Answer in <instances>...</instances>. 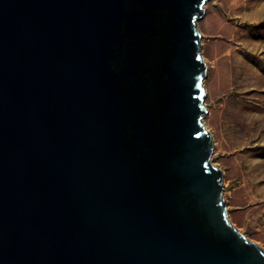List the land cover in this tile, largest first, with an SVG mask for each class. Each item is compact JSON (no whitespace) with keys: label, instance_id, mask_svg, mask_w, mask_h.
<instances>
[{"label":"water","instance_id":"water-1","mask_svg":"<svg viewBox=\"0 0 264 264\" xmlns=\"http://www.w3.org/2000/svg\"><path fill=\"white\" fill-rule=\"evenodd\" d=\"M209 0H0V264H264L203 118Z\"/></svg>","mask_w":264,"mask_h":264},{"label":"rangeland","instance_id":"rangeland-1","mask_svg":"<svg viewBox=\"0 0 264 264\" xmlns=\"http://www.w3.org/2000/svg\"><path fill=\"white\" fill-rule=\"evenodd\" d=\"M197 21L211 135L228 217L264 248V0H209Z\"/></svg>","mask_w":264,"mask_h":264}]
</instances>
